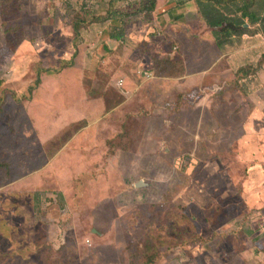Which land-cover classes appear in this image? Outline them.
Wrapping results in <instances>:
<instances>
[{"label":"rangeland","instance_id":"obj_1","mask_svg":"<svg viewBox=\"0 0 264 264\" xmlns=\"http://www.w3.org/2000/svg\"><path fill=\"white\" fill-rule=\"evenodd\" d=\"M140 1L118 6L138 14ZM115 7L110 0H0V264H264V177L249 181L253 162L238 156L244 148L236 143L247 121L258 122L264 137V53L242 58L229 81L206 77L177 94L139 74L148 81L145 95L131 100L143 107L124 113L130 95L115 85L123 64L109 54L106 30L101 38L86 31L119 14ZM114 25L122 35L121 14ZM246 27L243 47L257 34L264 42V25ZM163 60L155 62L160 73L179 71ZM151 90L157 95L145 105ZM82 94L100 99L103 110L81 119L74 106ZM257 104L262 114L250 119ZM197 120L208 130L221 125L220 154L175 142L176 127L189 135ZM161 143L165 151L155 157ZM130 150L152 153L146 168L155 158L164 162L150 168V183L140 181L138 192L109 178L111 170L122 175L113 161L119 156L130 186ZM192 152L198 161H188ZM257 162L254 173L264 158ZM107 186L111 192L100 194Z\"/></svg>","mask_w":264,"mask_h":264},{"label":"crops","instance_id":"obj_2","mask_svg":"<svg viewBox=\"0 0 264 264\" xmlns=\"http://www.w3.org/2000/svg\"><path fill=\"white\" fill-rule=\"evenodd\" d=\"M120 1L121 0H117L114 2L116 3L115 10H121V7L118 6ZM123 12L124 11L119 12L124 21L122 36L119 33L121 29L114 25L118 19V13H113V18L108 17L103 22H92L86 31L95 38H101L106 30L107 34L103 39L106 41L108 50L111 52L109 54L118 57L123 64L121 70L125 79L120 78L124 81V91L122 92L124 96L130 95L129 99L127 98L123 103V106L129 107L128 111L124 110V113H129V111L131 113L132 110H134V106H138V108L143 107L141 102L136 104L131 100L134 95H136V98L145 95L142 86L145 81H148L140 76L143 72L152 73V82H162V88H165V91L172 90V93L177 94V92L183 90L184 86L188 87V82L193 81L196 83L202 78L205 79L208 77L210 83L213 80H217L220 75L229 81L233 78L234 71L238 69V67L235 66L239 63L242 64V58H246L247 56L251 57L252 61H255L257 53H264V42L259 41V37H257L259 34L249 37L250 40H248L249 44L247 48L243 47L246 43L243 37L248 36L246 34L242 36V40H231L230 43L219 49L213 37L212 29L208 27L206 21L203 19L198 4L194 0H156L155 9L145 15L141 13L134 15L131 14L130 11L125 12V14ZM262 13L263 12L259 15L261 16ZM128 14L130 15L128 16ZM116 36L120 38L118 39ZM237 42L240 44L237 45ZM119 47H122V49L116 52ZM152 57L155 58L154 62ZM162 58H165V60H163L165 63H176L179 67V71L176 73H160V69L155 67V62ZM212 76H214V78H212ZM157 92L158 91L151 90L149 92L150 100L144 101V104L148 105L149 102H152L153 95ZM75 101L77 103L74 106L75 113L81 114L83 116L81 119L92 117L103 110V103H101L100 99H89L86 94H82L80 98ZM194 108L200 109L204 107L198 106ZM207 108L209 107H205L204 109ZM258 109L260 113L254 111L251 113L250 119H253V117L258 119L260 117L262 114V107L258 106ZM214 114L217 115L216 113ZM78 117H75V119ZM257 123L258 122L252 121L250 123V121H247L245 125L246 130H244L243 134L241 136L239 135L236 140V143H241L244 148V150L238 153V156H243V153H245L244 160H251L253 162L249 167V173H251V179L249 181L252 182H255L256 178L257 181H260V179L264 177V173H261L264 171V165H262L261 172L254 173L255 166L258 163L257 161L264 158L259 156L260 146L261 150L262 146H264V137L258 132ZM99 125L100 124H96V122H91V126L95 128L94 132L97 131ZM176 129L177 136L175 142L179 145L183 146L188 142L197 147L206 145L209 148L208 151L211 156L221 153V149L219 148L223 133L221 125L216 123L213 129L208 130L205 123L197 120L195 122L194 132L189 135H186L188 127H184L181 123ZM101 135L102 134L99 133V136ZM186 138H188L189 141H187ZM154 144L157 145L156 143ZM158 149L159 150H154L155 157L158 153H163L165 151L164 144L161 143ZM234 154L236 155L237 152L234 151ZM127 155L133 156V164L130 167L134 172V177L128 180L130 181V186L125 184V175L123 177V173L127 166H123L119 156L114 157L113 161L118 163V173H122V175L118 176L114 170H111L109 178H112L117 184H121L119 180L121 178L123 179L122 183L124 182V190L126 192H138L140 190L138 188L140 181L146 184V188L150 183L145 178L147 177L146 173L149 175L150 168L151 170H155L160 163L164 162L158 158H155L154 161L153 157V164L150 168H146L143 166V163L146 161L147 156H152V153L130 150L127 152ZM189 156L190 159L188 161L192 162L195 161V159L198 161L193 152L189 154ZM109 170L110 169L107 171ZM104 189L105 191L100 192V194L111 192L110 186L104 187ZM1 201L0 198V202ZM55 222H58L61 228V223H59V221ZM61 233L63 234V232H60V234ZM60 237H62V235H60Z\"/></svg>","mask_w":264,"mask_h":264},{"label":"trees","instance_id":"obj_3","mask_svg":"<svg viewBox=\"0 0 264 264\" xmlns=\"http://www.w3.org/2000/svg\"><path fill=\"white\" fill-rule=\"evenodd\" d=\"M117 0H110L113 4ZM200 9L203 19L212 29L213 37L219 49L230 43L231 40L240 38L249 32L247 25L253 26L258 23L264 25L263 17L259 14L264 11V0H261L259 10L256 9V0H194ZM142 5V6H141ZM141 14H148L156 6V0H141ZM130 8L139 7L137 4ZM259 12V13H258ZM131 14H137L136 11ZM130 14H128L129 16ZM122 36V35H121ZM118 39L119 36H116ZM37 83L40 79L36 80ZM152 263V262H150Z\"/></svg>","mask_w":264,"mask_h":264},{"label":"built area","instance_id":"obj_4","mask_svg":"<svg viewBox=\"0 0 264 264\" xmlns=\"http://www.w3.org/2000/svg\"><path fill=\"white\" fill-rule=\"evenodd\" d=\"M143 75L147 78H153V74L149 72H143ZM124 84V81L122 79H119L118 81L115 82V85L119 88H122Z\"/></svg>","mask_w":264,"mask_h":264},{"label":"water","instance_id":"obj_5","mask_svg":"<svg viewBox=\"0 0 264 264\" xmlns=\"http://www.w3.org/2000/svg\"><path fill=\"white\" fill-rule=\"evenodd\" d=\"M143 182L139 183V187H142Z\"/></svg>","mask_w":264,"mask_h":264}]
</instances>
